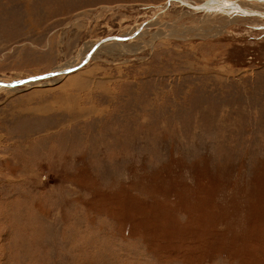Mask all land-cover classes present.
<instances>
[{"label": "rangeland", "instance_id": "1", "mask_svg": "<svg viewBox=\"0 0 264 264\" xmlns=\"http://www.w3.org/2000/svg\"><path fill=\"white\" fill-rule=\"evenodd\" d=\"M169 1L0 0L3 80L153 22L0 90V264H264V19Z\"/></svg>", "mask_w": 264, "mask_h": 264}, {"label": "bare ground", "instance_id": "2", "mask_svg": "<svg viewBox=\"0 0 264 264\" xmlns=\"http://www.w3.org/2000/svg\"><path fill=\"white\" fill-rule=\"evenodd\" d=\"M174 2H176V3H180V4H182L183 6H185V7H188V8H190V9H193V11L195 10V9H197L198 10V8H199V5H204V3H197L196 1L194 2V1H192L193 3H195L196 5H194L193 3V5L192 4H190L191 2H188V1H186V0H172V1H169L168 2V4L167 5H172V3H174ZM216 2V4H214V10L213 11H222V12H231L232 13V11L233 12H235L234 14H237V15H241L242 16V18H248V17H250V16H255V17H259V18H262V19H264V0H245V1H230V4L228 5V3H227V1H215ZM226 4V5H225ZM198 6V7H197ZM212 7V6H211ZM205 10H211V9H205ZM211 10V11H212ZM236 17V16H235ZM241 19V18H240ZM153 20H155V19H153ZM152 21V20H151ZM153 22H150V23H146L144 26H142V29H143V31H145L146 30V28L148 27V24H152ZM145 26H147V27H145ZM142 29L140 30V31H137L136 33H130L129 35H123V36H116V39H107V40H102L101 42H95L94 44H92V45H90L91 47V50H92V52L91 53H88V55H89V59L90 58H92V56H93V53L97 50V49H99L100 47L102 48V47H104L105 45H108L110 42H117V43H120L119 41H123V39H125V40H129V39H132V38H134V37H136L141 31H142ZM170 29V28H169ZM162 36V35H161ZM113 44V43H112ZM88 50V49H87ZM87 56V55H86ZM86 58V57H85ZM85 58H83V60L85 59ZM77 62V63H76ZM88 62V61H87ZM86 62V63H87ZM74 63H76V64H74ZM74 63H72V64H69V66H68V68H70V67H74V66H76V65H78L79 63H81V61L79 62V59L77 60V61H75ZM86 63H84V64H86ZM67 67H63L62 69H56V70H54V71H52L51 73H50V75L49 76H47V77H43V78H40V79H38V80H34V81H27V82H25L24 84H22V86H29V85H31L32 86V84H36V83H39V82H41L43 79H47V78H51V77H54V76H58V75H60L61 77H63L64 75H66L67 73H63L62 71L64 70V69H66ZM76 70V69H75ZM75 70H73V71H75ZM10 83V84H9ZM14 81H10V80H3V79H0V90H5V89H15V88H17V86H14Z\"/></svg>", "mask_w": 264, "mask_h": 264}, {"label": "water", "instance_id": "3", "mask_svg": "<svg viewBox=\"0 0 264 264\" xmlns=\"http://www.w3.org/2000/svg\"><path fill=\"white\" fill-rule=\"evenodd\" d=\"M215 1H220V0H205V1H203L204 5H199V8L198 9H211L212 10L214 8L213 6L215 4ZM227 3L229 5L230 4V1H227ZM107 39H116V36L113 35V36H109V37L102 38V40H107ZM88 59H89V55H87L86 58L81 63H79L78 65H76L74 67L66 68L62 72L63 73H69V72H71V71H73V70L81 67L84 63H86L88 61ZM49 75H50V73H47V74H44V75L30 76V77H26V78H23V79H18L16 81H14L13 84H14V86L15 85H21V84H24L27 81H34V80L36 81V80H38L40 78L47 77Z\"/></svg>", "mask_w": 264, "mask_h": 264}]
</instances>
